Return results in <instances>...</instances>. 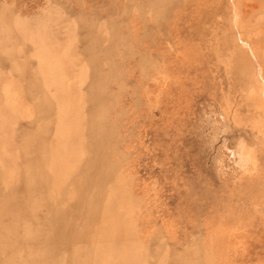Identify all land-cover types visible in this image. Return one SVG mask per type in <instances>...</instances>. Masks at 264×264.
Segmentation results:
<instances>
[{"label": "rangeland", "instance_id": "obj_1", "mask_svg": "<svg viewBox=\"0 0 264 264\" xmlns=\"http://www.w3.org/2000/svg\"><path fill=\"white\" fill-rule=\"evenodd\" d=\"M0 264H264V0H0Z\"/></svg>", "mask_w": 264, "mask_h": 264}]
</instances>
